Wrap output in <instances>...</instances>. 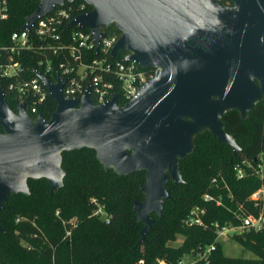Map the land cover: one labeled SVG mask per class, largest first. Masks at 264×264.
<instances>
[{
    "label": "water",
    "instance_id": "obj_1",
    "mask_svg": "<svg viewBox=\"0 0 264 264\" xmlns=\"http://www.w3.org/2000/svg\"><path fill=\"white\" fill-rule=\"evenodd\" d=\"M75 1L39 0L22 28ZM80 1L91 9L68 25L87 28L97 50L101 29L114 24L120 36L110 56L126 52L124 61L154 76L120 107L117 95L95 106L89 88L81 100L67 99L63 80L53 84L34 72L56 103L49 120H32L25 104L11 111L0 87V212L9 195H28V179H45L49 194L56 193L65 177L62 154L88 148L106 172H145L143 201L133 205L141 243L151 215L159 217L162 202L171 200L167 183H182L179 161L198 135L208 131L234 154L239 150L222 119L237 111L245 120L264 100V0Z\"/></svg>",
    "mask_w": 264,
    "mask_h": 264
},
{
    "label": "trees",
    "instance_id": "obj_2",
    "mask_svg": "<svg viewBox=\"0 0 264 264\" xmlns=\"http://www.w3.org/2000/svg\"><path fill=\"white\" fill-rule=\"evenodd\" d=\"M7 3V17L0 20V47L8 45L10 34L23 25L39 0H7ZM81 3L65 2L62 6H72L73 15L77 16L83 12L78 9ZM85 9L91 7L86 5ZM102 31L120 36L114 24ZM127 54L119 52L115 58L121 61ZM97 57L92 49L85 61ZM50 58L55 61V57ZM41 59L40 53L23 52L14 59L22 65L21 76L0 78L11 111L15 112L16 92L9 89L10 85L21 79L25 82L33 79V69ZM5 63L7 57L2 53L0 65ZM140 70L154 74L150 69ZM55 108V101L47 96L39 114L49 120ZM222 121L225 133L236 136L239 150L234 154L231 147L218 143L208 131L198 135L193 152L179 161L182 183H167L171 200L162 202L159 217L151 215V229L141 243L139 232L143 224L136 222L133 205L136 200L143 201L140 187L145 184V172L121 177L112 170L104 171L92 149L64 152L61 168L65 177L56 193L49 194L45 179H28L27 196L7 197L0 212V226L4 230L0 233V264H158L162 260L175 264L185 256L195 264H205L197 260L196 254L213 244L215 251L208 264H264V230L231 238L254 254L255 258L247 260L224 256L222 243L215 242L213 227L237 225L242 217L258 216L264 205V177L259 178L254 171L264 153V100L245 120L237 111H231ZM235 167L241 170V178L237 177ZM260 189L263 201L257 203L251 200V195ZM205 194L220 205L205 203L202 199ZM97 206L105 212L107 222L93 214ZM193 208L205 210L203 225L184 223ZM178 236L182 237L180 245L171 246Z\"/></svg>",
    "mask_w": 264,
    "mask_h": 264
},
{
    "label": "built area",
    "instance_id": "obj_3",
    "mask_svg": "<svg viewBox=\"0 0 264 264\" xmlns=\"http://www.w3.org/2000/svg\"><path fill=\"white\" fill-rule=\"evenodd\" d=\"M86 5L82 2L78 9L85 13L88 11L85 9ZM7 10V0H0V20L6 19ZM73 12L72 6H56L53 11L37 19L30 29L22 28L25 21L19 29L13 31L10 34L8 45L0 47V55L3 53L7 57V63L0 65V78H19L23 73V68L19 62L14 61L15 57H19L23 52H37L43 55V59L37 63L33 74L39 72L53 84H56L58 79L63 80L62 94L65 98L81 100L89 88L95 106L104 105L114 95L118 97L119 106H124L138 95L139 90L153 78L154 74L148 75L135 64L124 61L126 55L121 61L116 59V56L113 58L110 56L118 35L105 33L101 29L104 36L100 38L96 50L89 30L85 31L77 26H70V30H67L68 23L76 17ZM92 49L98 57L85 61ZM50 56L55 57V61H52ZM9 89L16 92L15 110L18 104H25V112L35 121L40 115V105L48 96L42 82L34 75L29 82L21 79L16 85H10ZM235 170L237 177L241 178V170L238 167H235ZM254 171L259 178L264 177V153L259 156ZM202 199L205 203L214 202L216 206L220 205L219 201L208 194H205ZM251 200L257 203L263 201L262 189L253 193ZM263 209L262 204L258 216L242 217L237 225L214 224L215 242L221 243L246 232L264 230ZM93 214L108 221L101 207L97 206ZM204 214V209L193 208L184 223L188 226H201ZM66 235L69 236L70 232ZM214 251L215 245L213 244L197 252L196 258L208 264L209 256ZM195 263L190 257L185 256L175 264ZM158 264L168 263L162 260L158 261Z\"/></svg>",
    "mask_w": 264,
    "mask_h": 264
},
{
    "label": "rangeland",
    "instance_id": "obj_4",
    "mask_svg": "<svg viewBox=\"0 0 264 264\" xmlns=\"http://www.w3.org/2000/svg\"><path fill=\"white\" fill-rule=\"evenodd\" d=\"M143 228V227H142ZM182 241V237L178 236L177 240L173 243H170L171 246L177 247L180 245ZM223 247V254L229 258H242V259H253L255 258L254 254L250 251L242 248L232 240H227L225 242H221Z\"/></svg>",
    "mask_w": 264,
    "mask_h": 264
},
{
    "label": "flooded vegetation",
    "instance_id": "obj_5",
    "mask_svg": "<svg viewBox=\"0 0 264 264\" xmlns=\"http://www.w3.org/2000/svg\"><path fill=\"white\" fill-rule=\"evenodd\" d=\"M221 3H222V4H225V5H230V3H229L227 0H222Z\"/></svg>",
    "mask_w": 264,
    "mask_h": 264
}]
</instances>
